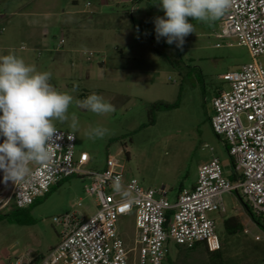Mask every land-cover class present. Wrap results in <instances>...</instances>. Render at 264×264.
Listing matches in <instances>:
<instances>
[{
  "label": "rangeland",
  "instance_id": "1",
  "mask_svg": "<svg viewBox=\"0 0 264 264\" xmlns=\"http://www.w3.org/2000/svg\"><path fill=\"white\" fill-rule=\"evenodd\" d=\"M159 3L0 0V15L5 16L0 19V55L11 50L38 71L50 72V82L74 100L96 93L113 104L114 112L97 115L73 102L69 120L54 123L74 134L77 155H90L86 170H101L108 158L116 157L127 178L138 179L145 188H168L173 202L181 187L197 182L199 166L213 157L220 159L224 175L233 177L227 146L211 126L212 102L220 91L230 90L222 76L253 59L237 39L216 37L222 18L211 25L188 18L195 32L185 37L182 50L164 37L158 42L154 20L165 15ZM62 38L65 42L59 45ZM259 61L264 64V57ZM179 98V107L150 114L152 104H173ZM72 112L78 116L77 130L70 128ZM96 126L109 132L91 140L86 133ZM89 184V178L73 176L54 187L32 207V225L1 221L0 264L46 256L62 230L55 218L90 217L95 200L85 191ZM223 204L222 211L209 213L222 253L219 264H264V230L252 221L236 192L225 193ZM232 216L244 225L236 235L227 234L224 227V220ZM120 230L132 248L135 213L120 221ZM169 257L173 264H212L203 245L195 251L173 245Z\"/></svg>",
  "mask_w": 264,
  "mask_h": 264
},
{
  "label": "built area",
  "instance_id": "2",
  "mask_svg": "<svg viewBox=\"0 0 264 264\" xmlns=\"http://www.w3.org/2000/svg\"><path fill=\"white\" fill-rule=\"evenodd\" d=\"M220 27L218 39H237L253 59L222 76L230 90L220 91L212 102L211 126L228 147L235 179L226 177L220 159L213 157L199 166L195 185L182 188L171 202L168 188H145L138 179L127 178L116 157L108 158L101 170H86L90 155H77L74 134L57 129L50 164L32 165L31 174L17 183L5 180L0 170V209H26L73 176L90 180L85 191L94 198L96 211L88 218H55L62 228L60 241L40 264H167L173 245L192 249L201 243L216 251V224L209 213L224 209L225 193L236 192L264 220V64L259 61L264 57V0H233ZM64 42L62 38L59 45ZM116 176L122 177L127 197L113 190ZM131 213L134 246L128 248L120 221ZM10 264L30 263L16 259Z\"/></svg>",
  "mask_w": 264,
  "mask_h": 264
},
{
  "label": "clouds",
  "instance_id": "3",
  "mask_svg": "<svg viewBox=\"0 0 264 264\" xmlns=\"http://www.w3.org/2000/svg\"><path fill=\"white\" fill-rule=\"evenodd\" d=\"M232 3L233 0H160L165 15L154 20L157 41L164 37L166 43H175L182 50L185 37L195 32L188 18L211 25L226 14ZM51 75L26 64L11 50L0 55V137L4 138L0 143V170L5 180L20 182L31 174L32 165L51 163L53 136L57 132L54 121L67 122L73 102L97 115L115 111L113 104L96 93L74 100L50 82ZM78 123V116L72 112L70 128L77 130ZM108 132L109 129L96 126L86 135L94 140ZM112 188L124 197L129 195L120 176L113 178Z\"/></svg>",
  "mask_w": 264,
  "mask_h": 264
},
{
  "label": "trees",
  "instance_id": "4",
  "mask_svg": "<svg viewBox=\"0 0 264 264\" xmlns=\"http://www.w3.org/2000/svg\"><path fill=\"white\" fill-rule=\"evenodd\" d=\"M179 104H180V98L178 99L177 102H175L173 104L166 103V102L154 103V104L151 105L150 114L154 115V113L157 112V111L171 110V109L177 108V107H179ZM151 123H154V118H152ZM3 139H4L3 137H0V143L3 142ZM227 150H228V147H227ZM232 165H233V162H232ZM233 167H234V165H233ZM232 178L235 179V174H233ZM61 183H59L58 185H60ZM181 189H182V187L180 188V190ZM46 197H44V198H46ZM239 197H240L241 201L244 202V207L246 209V212L250 216L252 221L254 223H256L262 230H264V220L262 218H259V216L256 215L252 211L250 206L242 199V197L240 195H239ZM41 200H38L37 202H35L33 205H31L30 207H28L26 209H19V208L15 207L14 205H10L5 212H0V222L4 221L5 219L8 218L11 221L19 223L21 225H32V224H34L35 220L31 216V209L36 204L40 203ZM224 227H225V230H226L227 234H229V235H236V234H238V233H240V232H242L244 230V225L235 216L229 217L226 220H224ZM176 246H178V245H176ZM201 246H202V244L200 243V244L196 245L194 248L187 249V250L195 251L198 248H200ZM179 248H181V246H178V249ZM204 250L210 255V259H211L212 264H219V262L221 260V257H222V253H221L220 249H217L216 251H212L211 252V251H208V249H206L204 247ZM168 261L170 262V264H173V262L171 261L169 255H168Z\"/></svg>",
  "mask_w": 264,
  "mask_h": 264
},
{
  "label": "crops",
  "instance_id": "5",
  "mask_svg": "<svg viewBox=\"0 0 264 264\" xmlns=\"http://www.w3.org/2000/svg\"><path fill=\"white\" fill-rule=\"evenodd\" d=\"M1 16V15H0ZM4 17L5 16H1L0 17V19L2 20V18L4 19ZM212 110H213V108H212ZM195 185V184H194ZM194 185H192L191 187H182V188H192ZM180 191V190H179ZM167 197H168V195H167ZM95 211H96V203H95ZM94 211V212H95ZM93 212V213H94ZM92 215V214H91ZM59 241H60V238H59ZM59 241L57 242V244L59 243ZM56 244V245H57ZM56 245H54L52 248H54ZM51 248V249H52ZM45 257V255H40V254H35V256H34V259H36V261L35 262H29L30 264H33V263H35V264H40V262L42 261V259Z\"/></svg>",
  "mask_w": 264,
  "mask_h": 264
}]
</instances>
